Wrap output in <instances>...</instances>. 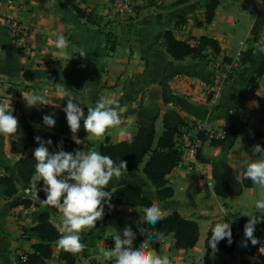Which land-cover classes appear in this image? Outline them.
Returning a JSON list of instances; mask_svg holds the SVG:
<instances>
[{"label":"crops","instance_id":"0c3cea01","mask_svg":"<svg viewBox=\"0 0 264 264\" xmlns=\"http://www.w3.org/2000/svg\"><path fill=\"white\" fill-rule=\"evenodd\" d=\"M109 1L75 0L78 8L93 11L101 19L99 26H95L70 7L63 6V0L42 3L0 0V78L6 82L0 102H8L12 114L20 121L28 120L38 107L61 110L69 98L81 104L85 116L87 106H95L99 97L117 100L122 120L120 128L126 129L125 134H120V128L108 129L97 140L85 132L81 121V130L90 143L84 150H98L105 143L116 144L133 138L140 111L157 114V137L163 132V118L167 113H174L187 126L199 123L206 130L235 129V141L226 151L221 146L210 145L206 138L200 141L198 150L202 162H193L182 148L181 162L168 176L174 193L165 202L157 200L142 167L124 173L121 180L114 179L105 191L135 187L152 204L160 205L163 217L177 213L197 223L199 237L192 249L174 248L171 235L150 241V246L161 255H168L172 264H264V259L244 252V233L237 221L245 213L256 212L254 201L264 195V188L253 184L239 195L223 198L215 194L213 179L216 168L219 172L228 170L240 180L244 172L241 162L251 161L254 145L264 142V75L254 88L249 86L264 59V25L253 44V61L239 63L240 54L250 46L251 30L264 7L263 0H140L131 29L102 20ZM211 2L217 5L211 22L205 24L204 13ZM9 17L17 18L27 32L24 50L9 35L5 23ZM167 31L181 42L197 41L201 37L213 39L220 52L214 56L207 49L205 59L187 57L176 61L163 44V34ZM54 34L66 37V49L55 47ZM81 49L87 53L84 58L79 55ZM61 51L65 56L60 55ZM224 58L230 62L223 61ZM215 64L230 67L232 76L219 99L211 103L202 84L211 81ZM56 84L63 85L66 93L58 90ZM22 92L44 95L50 104L28 107ZM13 140L14 134L0 135V177L13 179L17 189L10 198L0 193V264H19V254L31 253V246L38 241L25 230L35 227L42 213H49V222L55 228L60 225L58 211L48 210L39 200L25 195L29 186L17 174L15 164L22 155L11 152ZM177 146H181L180 141ZM33 150L30 148L27 153ZM49 150L56 148L49 146ZM24 201L30 205L25 207ZM111 204L114 205L111 209L105 204V214L97 222L98 226L81 234L86 247L74 254V264H113L112 260L105 259L102 249L114 247L117 231L122 235L126 226L144 224L142 207L119 206L113 201ZM226 216L233 220L235 227V250L225 254L219 249H206L205 238L211 222ZM56 242L52 243V253L45 264H67ZM258 252L264 257V238Z\"/></svg>","mask_w":264,"mask_h":264},{"label":"trees","instance_id":"16d2710c","mask_svg":"<svg viewBox=\"0 0 264 264\" xmlns=\"http://www.w3.org/2000/svg\"><path fill=\"white\" fill-rule=\"evenodd\" d=\"M35 2H45L47 0H31ZM264 3V0H263ZM217 3L211 2L204 13L205 24H209L213 18L214 10ZM63 6L70 7L76 14L85 19L88 23L99 26L101 19L96 16L93 11H86L78 8L75 4V0H63ZM180 21V20H179ZM178 23V21H177ZM264 25V7L258 12L257 18L251 30V39L249 40V48L240 54L239 63L241 65L250 63L253 61V44L257 42L259 33ZM196 46L192 47L186 42L176 40L171 32L167 31L163 34V44L167 53L176 61L184 60L187 57L195 59H205L204 52L208 49L211 50L214 56L218 55L220 49L215 40L201 37L197 41ZM212 63L211 60H208ZM223 61L230 62L224 58ZM264 75V59L261 61L255 75L250 79L249 86L254 88L257 81ZM232 76V75H231ZM67 102L63 105L66 107ZM55 113L54 119L56 120L55 127L48 128L44 125L42 117L46 114ZM157 114L153 115L147 111H140L137 121V133L128 141H123L116 144L105 143L98 148V151L103 155L110 156L117 164L124 160L127 162V172H132L142 167V171L148 181L151 183L155 190V196L157 200L165 202L172 198L173 188L168 182V176L170 173L178 167L181 162V150L177 147L178 138L184 128L187 127L178 116L174 113H167L163 118V132L157 137L155 132V121ZM33 123V125L30 124ZM237 131L233 128L225 132L222 139L209 140L212 146H221L226 150L230 149L236 138ZM40 136L44 140L51 139L53 144L51 146L57 148L60 141H63V149L68 152H73L76 149L84 150L85 146H89L90 143L85 139V136L80 128L77 133V137L81 143L76 144L72 139V133L67 125L66 114L61 109H56L50 106L38 107L28 120L22 119L19 121V131L14 134V140L11 143V152L13 154H21L22 157L16 161L17 174L20 180L27 186L30 184L31 177L34 175L35 163L33 152L27 153L30 148H36L39 145L35 141V137ZM200 141L205 140L203 133L198 134ZM264 148V142L260 143ZM258 158V154L253 153L252 159ZM196 160L202 162L200 157V151L197 150ZM244 173V172H243ZM213 179L215 181L214 192L217 196L227 198L231 195H239L243 189L251 188L253 182L243 178V174L240 180H236L232 173L228 170L219 172L216 168L213 169ZM39 188L43 187V182L38 184ZM17 192L13 179L1 176L0 177V193L4 197L10 198ZM40 199H45V193L40 191L38 193ZM111 201L119 206L128 207H147L152 203L143 197L139 191L132 186H124L116 189L112 196ZM25 207L30 205L29 201L23 202ZM48 210L57 211L55 207L46 206ZM249 217H239L238 222L241 223L242 229ZM230 222L232 229L233 242L229 245L227 240H222L217 245V249L223 251L225 254H231L237 246V236L235 233V227L233 220L226 216L224 218L212 221L205 238V248L211 249L208 246V239L211 236L210 228L214 226L216 222ZM98 226V224H96ZM148 229L153 233L152 239L159 237H165L171 235L174 240V248L189 250L192 249L199 237L198 225L193 220H187L177 213H172L166 217H163L161 221L152 226L144 223L141 226H133L132 230L136 233L135 244H139L143 237L139 228ZM25 232L38 241L37 244L31 246V253L26 254L24 261L18 258L19 264H45V261L49 259L52 253V243L58 240L60 233L49 222V213L44 212L39 216L38 223L35 227ZM254 235L261 241L264 238V221L258 223L255 227ZM151 239V240H152ZM244 242V236L242 238V246ZM258 246H252L250 241H247V247L243 246L244 252L249 256H257L260 259H264L259 252ZM61 258L67 261V264H74V254L62 251Z\"/></svg>","mask_w":264,"mask_h":264},{"label":"clouds","instance_id":"9594fccd","mask_svg":"<svg viewBox=\"0 0 264 264\" xmlns=\"http://www.w3.org/2000/svg\"><path fill=\"white\" fill-rule=\"evenodd\" d=\"M54 35L55 47L60 50L66 49L68 46L66 37ZM60 55L65 56V52L61 51ZM79 55L84 58L87 53L81 49ZM56 87L62 93H66L63 85L56 84ZM21 94L28 107L50 104L44 95L28 92ZM73 100L69 98L62 110L66 114L67 125L76 144L81 143L77 137L81 121L85 132L95 136L97 140H100L108 129L120 128L122 120L117 100L107 96L99 97L95 106H87L86 116L81 104L74 103ZM11 109L8 102H0V135L9 136L19 131V121ZM54 115L55 113H52L42 117L44 125L48 128L56 125ZM125 132L126 129L120 128L121 135ZM34 139L39 145L33 150L35 171L29 187L25 189V195L39 200L42 206L57 209L60 221L57 247L71 254L81 253L86 247L81 240V234L96 227L97 222L105 214V204L109 209L114 207L111 204L113 188L110 191L105 189L114 179L121 180L123 174L127 172V162L121 160L117 164L110 156L103 155L98 150L76 149L68 152L63 149V141L59 142L55 151H50L49 146L53 144L51 139L44 140L40 136ZM252 152L258 154V158L251 161L244 159L241 162L244 169L243 178L264 188V148L256 144ZM41 181L43 187L39 188L38 184ZM40 191L45 193V199L39 198ZM254 208L255 213L244 214L249 217L243 229L245 247L247 241H250L252 246L261 243L254 232L256 225L264 221V195L254 201ZM142 212L144 214L142 222L152 226L157 225L164 216V210L156 203L144 207ZM210 231L211 236L207 243L213 251L217 250V245L222 240L226 239L229 245L233 242L230 222H216ZM139 232L147 239L135 244L136 233L131 226H126L122 235L117 231L113 239L114 247L102 249L105 259L112 260L113 264H172L168 255H161L150 246L153 236L151 231L141 227Z\"/></svg>","mask_w":264,"mask_h":264},{"label":"built area","instance_id":"2783aa9c","mask_svg":"<svg viewBox=\"0 0 264 264\" xmlns=\"http://www.w3.org/2000/svg\"><path fill=\"white\" fill-rule=\"evenodd\" d=\"M140 0H110L106 14L102 17L103 21L108 22L110 25L121 26L127 29H131L138 15V6ZM9 35L12 40L17 42L21 47V50L26 48L27 32L19 24V21L15 17H9L5 21ZM186 43L192 47L196 46L195 40H186ZM213 77L209 83L202 84L203 89L208 97L209 102H216L228 81L231 78L232 70L228 66L221 67V65H213ZM6 82L0 78V95L5 91ZM226 130L224 128L209 129L206 130L202 124H189L181 132L178 141L181 142V146H177L180 150L184 148L193 162L196 160L197 150L200 145L198 134L203 133L206 140L222 139ZM177 141V142H178ZM21 261H24L26 256L19 254Z\"/></svg>","mask_w":264,"mask_h":264}]
</instances>
